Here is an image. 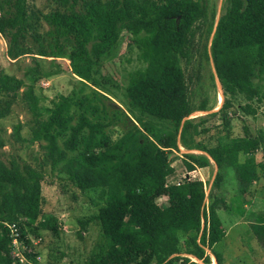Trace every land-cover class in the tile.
<instances>
[{
    "label": "trees",
    "instance_id": "1",
    "mask_svg": "<svg viewBox=\"0 0 264 264\" xmlns=\"http://www.w3.org/2000/svg\"><path fill=\"white\" fill-rule=\"evenodd\" d=\"M53 1L54 7L41 12L30 0H0L7 56L65 58L79 84L45 104L36 82L55 71L44 74L34 62L17 78L0 69V119L22 100L31 114L25 140L42 151L36 165L0 158V264H18L4 223L16 222L23 238L31 229L58 233L56 218L42 210L44 166L93 193L96 211L78 220V236L94 222L103 243L88 264H161L178 254L200 260L186 264H210L205 248L224 237L217 210L232 209L215 192L221 174L215 172L208 193L198 179L166 184L173 172L170 155L179 153L187 171L211 161L218 169L230 168L237 181L235 210L239 216L247 213L241 196L258 180L259 170L264 174V132L251 134L243 126L240 136H232L226 110L237 103L242 113L254 116L264 103V0H226L214 26L207 25L208 54L223 93L219 109L209 114H220L223 131L206 139L197 138L206 131L202 120L189 117L193 108L180 64L189 57L196 24L208 17L205 0ZM42 22L47 27L40 32ZM123 33L138 61L124 76V109L92 87ZM119 115L127 125L112 129V118ZM20 128L19 122L12 127L16 140H24ZM257 150L260 161L252 155ZM161 195L165 204L156 202ZM248 214V228L264 250V212ZM185 230L192 234L182 250L179 236ZM213 254L221 264V255Z\"/></svg>",
    "mask_w": 264,
    "mask_h": 264
},
{
    "label": "rangeland",
    "instance_id": "2",
    "mask_svg": "<svg viewBox=\"0 0 264 264\" xmlns=\"http://www.w3.org/2000/svg\"><path fill=\"white\" fill-rule=\"evenodd\" d=\"M33 6L41 12H47L55 6L53 0H30ZM208 9L206 20L196 24L191 38L189 57L181 58L180 64L183 69L187 96L193 111L189 117L200 122V127L206 129L197 138L206 139L208 136L222 132L220 114L211 115L219 109L223 102V93L220 82L215 74L212 60L208 54V45L211 33L207 31V25L215 21L223 13L226 0H205ZM42 22L40 32L46 29ZM130 37L123 33L113 55L103 61L101 76L97 78L94 88L108 96L112 101L124 109L122 87L125 83V74L128 70L136 67V50L129 45ZM38 63V68L46 74L55 71L50 76L41 77L36 82V92L44 96L43 103L56 97L59 94H67L72 88L79 86L72 76L68 67V60L65 58L40 57L31 54L10 59L6 54V41L0 36V69L8 75L22 78L26 67ZM88 93L90 91H87ZM242 104L244 100L241 98ZM205 105L204 110L199 106ZM237 103L226 110L229 119L228 130L232 136H240L243 126H246L251 134L258 130L264 132V103H261L254 116L246 115L237 108ZM255 105V104H253ZM21 124L20 139L12 136V127L16 123ZM31 124V114L25 103L18 99L11 106L8 116L0 119V140L3 145L0 147V158L7 161L11 158L19 163L36 165L41 161L42 151L38 143H29L28 127ZM126 119L123 115L113 117L110 127L112 129H123L126 127ZM183 149V148H182ZM184 150V149H183ZM256 161L262 159L261 151L252 153ZM240 155V160L243 158ZM170 163L173 167V175H180L184 166L179 153L172 152ZM219 171L221 182L215 191L222 195L232 209H219L218 216L221 220V229L224 237L211 248H205L210 257V264H215L213 252L221 255V264H264V250L258 245L248 228V221L254 213L264 212V174L259 170V178L249 186L248 190L241 196L243 208L246 210L244 216L236 212L237 181L234 172L230 168L218 169L214 163L200 170L205 181V191L209 192L214 174ZM197 175V174H196ZM43 196L42 210L46 214H52L58 223L57 234L47 230L31 229L25 232L22 246L26 249L29 257L38 255L37 264H88L91 255L100 250L103 243L102 235L96 223L90 222L78 236L81 230L78 220L87 218L94 214L96 207L91 204L90 198H94L90 191H80L69 181L60 179L56 174H51L48 166H44V179L41 183ZM162 201V202H161ZM163 204V198L157 200ZM192 232L189 230L180 233V245L182 250L186 247L187 237Z\"/></svg>",
    "mask_w": 264,
    "mask_h": 264
},
{
    "label": "built area",
    "instance_id": "3",
    "mask_svg": "<svg viewBox=\"0 0 264 264\" xmlns=\"http://www.w3.org/2000/svg\"><path fill=\"white\" fill-rule=\"evenodd\" d=\"M0 36H2L0 34ZM181 151H184L182 147H180ZM180 155V154H179ZM199 167H195L194 169L187 171L185 168L183 169V172L180 173V175L176 174L173 175V172L169 174L166 177V184H179L183 180L188 179H198L202 181L203 187L205 189V181L202 177L201 173L199 172ZM197 174V175H196ZM4 226L8 232L9 238H10V245H11V256L14 258L18 264H37L38 255H34L33 260H30L27 255L25 254V248L22 246L23 241V233L20 230V227L16 222H6L4 223ZM184 258L188 259L187 261H184ZM188 262H200V260L196 259L195 257L189 255V254H178L175 259H173L171 262H165L161 264H186Z\"/></svg>",
    "mask_w": 264,
    "mask_h": 264
},
{
    "label": "crops",
    "instance_id": "4",
    "mask_svg": "<svg viewBox=\"0 0 264 264\" xmlns=\"http://www.w3.org/2000/svg\"><path fill=\"white\" fill-rule=\"evenodd\" d=\"M179 156H180V155H179ZM211 162H212V161H211ZM212 163H213V162H212ZM215 166H216V165H215ZM206 167H207V166H206ZM206 167H199V169H198L199 172H200L201 169L206 168ZM173 173H174V170H173ZM160 198H163V202H164L163 204H165L166 201H167V197H166L165 195H161V196H159V197L156 198V202H157V200L160 199ZM161 202H162V201H161ZM157 203H158V202H157ZM158 204H160V203H158ZM217 214H218V210H217ZM221 230H222V229H221ZM222 231H223V230H222ZM210 260H211V259H210ZM211 264H212V263H211Z\"/></svg>",
    "mask_w": 264,
    "mask_h": 264
}]
</instances>
